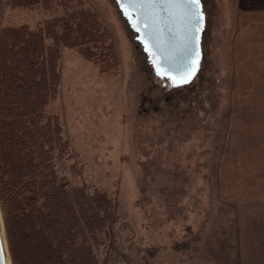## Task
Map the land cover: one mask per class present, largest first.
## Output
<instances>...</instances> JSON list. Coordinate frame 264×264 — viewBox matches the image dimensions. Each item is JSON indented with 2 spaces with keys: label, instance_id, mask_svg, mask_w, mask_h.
<instances>
[{
  "label": "rangeland",
  "instance_id": "1",
  "mask_svg": "<svg viewBox=\"0 0 264 264\" xmlns=\"http://www.w3.org/2000/svg\"><path fill=\"white\" fill-rule=\"evenodd\" d=\"M86 1L111 32L116 70L64 48L47 112L70 142L57 166L63 182L115 202L101 264H264V0H212L208 87L134 129L137 68L125 32L109 0ZM54 13L0 0V30Z\"/></svg>",
  "mask_w": 264,
  "mask_h": 264
},
{
  "label": "trees",
  "instance_id": "2",
  "mask_svg": "<svg viewBox=\"0 0 264 264\" xmlns=\"http://www.w3.org/2000/svg\"><path fill=\"white\" fill-rule=\"evenodd\" d=\"M12 1L55 11L35 27L0 30V206L13 264H101L115 202L97 187L63 182L57 166L70 142L47 106L59 94L64 48L108 72L115 42L86 0Z\"/></svg>",
  "mask_w": 264,
  "mask_h": 264
},
{
  "label": "water",
  "instance_id": "3",
  "mask_svg": "<svg viewBox=\"0 0 264 264\" xmlns=\"http://www.w3.org/2000/svg\"><path fill=\"white\" fill-rule=\"evenodd\" d=\"M109 1L125 32L130 64L137 68L134 103L129 109V113L133 112L129 119L133 129L138 120L153 113L172 107V112L177 111L182 107L179 104L185 101L180 99L183 93L193 99L199 97V92L209 85H204L210 69L209 41L212 26L217 24V21L211 22L215 12L212 14L208 5L212 0H199V4L191 8L170 6L167 15L151 5L140 9L128 0ZM141 11L145 15L142 16ZM147 17H151V22ZM149 32H155L156 41L149 37ZM193 61L195 72L188 79ZM207 76L209 78V74ZM185 79L186 83L183 82ZM132 81L129 72L128 83L132 84ZM126 93L128 99V90ZM0 264H13L1 206Z\"/></svg>",
  "mask_w": 264,
  "mask_h": 264
},
{
  "label": "snow or ice",
  "instance_id": "4",
  "mask_svg": "<svg viewBox=\"0 0 264 264\" xmlns=\"http://www.w3.org/2000/svg\"><path fill=\"white\" fill-rule=\"evenodd\" d=\"M128 2L136 8L143 9L145 5H151L155 6L160 9V11L164 12L166 15L169 12L170 6H183L185 8H191L193 5H198L199 0H128ZM141 15H145L143 11H141ZM147 19L151 22V17H147ZM149 37L153 39V41H156L157 37L155 32H149ZM195 62L193 61V66L191 67V70L187 74V78L190 79L191 76L195 72L194 67ZM183 82H187V79H185Z\"/></svg>",
  "mask_w": 264,
  "mask_h": 264
},
{
  "label": "crops",
  "instance_id": "5",
  "mask_svg": "<svg viewBox=\"0 0 264 264\" xmlns=\"http://www.w3.org/2000/svg\"><path fill=\"white\" fill-rule=\"evenodd\" d=\"M260 232V231H259ZM261 233V232H260ZM260 235H262V234H260Z\"/></svg>",
  "mask_w": 264,
  "mask_h": 264
}]
</instances>
